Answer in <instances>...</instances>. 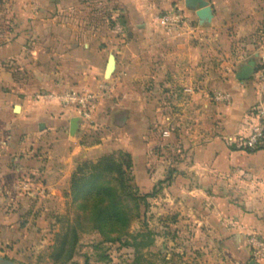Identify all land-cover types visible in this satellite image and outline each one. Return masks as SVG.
Returning a JSON list of instances; mask_svg holds the SVG:
<instances>
[{
	"label": "crops",
	"instance_id": "crops-1",
	"mask_svg": "<svg viewBox=\"0 0 264 264\" xmlns=\"http://www.w3.org/2000/svg\"><path fill=\"white\" fill-rule=\"evenodd\" d=\"M114 1L125 32L116 37L102 24L96 32L89 30V22L78 26L77 0H0V242L11 240L12 247L36 242L34 225L21 223L28 198L21 184L29 179L58 200L76 161L107 151L106 141H80L90 124L79 121L74 136L69 134V120L78 116L73 107L36 94L95 91L113 53L109 80H115V98L109 100L113 96L106 92L100 100L122 107L114 118L121 147L135 168L145 164L151 143L141 139L143 121L156 117L147 113L144 119L143 107L156 103L161 88L168 98L178 91L179 104L195 103L199 110L208 104L207 87L227 92L228 105L213 107L211 127L183 128L180 157L170 161L171 180L163 192L166 200L177 201L181 215L208 220L211 246L228 264H245L250 259L247 237L264 239V147L249 152L240 146L256 109L264 107V80L256 66L264 43L247 60L238 50L243 41L246 49L255 40L264 42V0H207L212 17L203 23L184 0ZM172 6L185 22L166 31L157 17ZM251 59L255 72L236 79ZM229 65L232 75L224 71ZM205 69L210 75H202ZM221 73L225 76L219 78ZM203 115L197 112V121ZM129 121L135 125L131 130ZM147 182L152 188L150 177ZM44 215L37 213L36 227L44 228ZM258 262L264 264V257Z\"/></svg>",
	"mask_w": 264,
	"mask_h": 264
},
{
	"label": "rangeland",
	"instance_id": "rangeland-1",
	"mask_svg": "<svg viewBox=\"0 0 264 264\" xmlns=\"http://www.w3.org/2000/svg\"><path fill=\"white\" fill-rule=\"evenodd\" d=\"M77 3L79 4L76 6L75 18L82 22V25H78L82 29L85 28L84 21V24L90 23L89 30L92 32L98 31L102 24L111 37L125 33L121 25L122 15L117 10L114 0H77ZM170 9L178 10L173 6L168 8ZM244 39L247 41V38L244 37ZM246 43L243 41L242 50H238L243 52L242 60L253 56L252 52L264 42L255 40L248 49L245 48ZM263 48L264 45L262 50ZM111 55L114 57L113 53ZM234 59L239 60L236 57ZM256 60V66L259 67L260 56H257ZM217 63H222V59H219ZM229 67L230 69L224 68V71L232 75L233 68L230 65ZM101 75H98L100 79ZM202 75H210V73L205 69ZM112 76L114 71L109 76H104L101 81L106 85L104 88L99 87V83L95 91L76 90L93 94L95 112L90 125L84 127L85 134L80 137V141L87 144L106 141L107 151L101 155L117 154L119 150L128 152L121 147L120 131L116 127L114 118L122 107L117 106L115 101L106 103L105 100H100L102 93L106 92L109 96H113L108 97L109 100L115 98V80H109ZM223 76H225L223 73L219 74V78ZM40 93L53 92L44 90ZM164 93L165 90L161 88L156 103L143 107L144 119L147 113H155L156 117L153 121L144 120V124L141 122L145 129L142 130L141 139L145 142L150 139L151 143L147 148L145 164L136 168L133 164L131 169L129 184L134 193V199L122 198V211L127 218L126 226H106L103 229L95 227L91 213L84 212L79 206V201L72 199L69 186L61 189L60 199L57 200L52 197L53 193H49V189L46 188L44 192H41L42 187L30 185L32 181L28 179L25 182L29 184L28 187L20 189L22 194L28 197L26 198L28 214L26 212V216H22L21 223L29 222L34 225L32 235L37 236L36 242L25 247H12L11 240L8 243L1 241L0 255L19 264H228L221 250L215 248L214 243L211 246L213 239L208 232V220L198 216L181 215L176 205L177 201L166 200L163 189L171 180L170 163L177 161L180 157L183 128L194 130L202 124L211 127L214 123L213 107L218 106L222 110L228 105L230 99L228 101L216 99L219 92L207 87L208 104L199 110L200 106L195 103L187 106L179 104L178 100L182 95L178 91L173 92V97L170 98H168L169 93L166 95ZM223 93L227 92L220 91V94ZM197 112L204 114L203 120L197 121ZM129 122V130H131L135 125H132V121ZM166 130L169 131L168 134L164 133ZM101 155L77 160L75 168L82 162L95 161ZM148 177L156 187V193L142 199L141 196L152 189L147 182ZM159 181L163 182L158 184ZM41 211L45 213L44 228L36 227V222L33 221L37 220V213ZM71 227L75 230L77 242L71 258L66 259L69 243L65 245L62 252L59 247L65 235L68 239L71 238L69 232Z\"/></svg>",
	"mask_w": 264,
	"mask_h": 264
},
{
	"label": "trees",
	"instance_id": "trees-1",
	"mask_svg": "<svg viewBox=\"0 0 264 264\" xmlns=\"http://www.w3.org/2000/svg\"><path fill=\"white\" fill-rule=\"evenodd\" d=\"M262 147L264 146L244 149L250 152ZM132 166L131 154L119 150L117 154L108 153L101 155L95 161L82 162L72 172L69 194L74 201H79V206L84 212L91 213V219L95 223V227L103 229L106 226H126L127 218L122 211L121 203L123 197L134 199V193L131 191L129 184ZM162 182L159 181L158 184ZM155 193L156 187L153 186L150 192L143 194L141 197L145 199ZM69 232L71 238L68 239L65 235L59 247L62 252L65 245L69 243L66 259L71 258L73 248L77 242L74 228L71 227Z\"/></svg>",
	"mask_w": 264,
	"mask_h": 264
},
{
	"label": "built area",
	"instance_id": "built-area-1",
	"mask_svg": "<svg viewBox=\"0 0 264 264\" xmlns=\"http://www.w3.org/2000/svg\"><path fill=\"white\" fill-rule=\"evenodd\" d=\"M185 18L178 10L170 9L162 13L158 17V24L162 26L166 31H176L184 25ZM260 66L258 67V78L264 80V48L260 55ZM106 85L100 83L99 87L104 88ZM36 98L43 100H56L63 106L73 107L80 121L89 124L92 121L94 113V101L93 94L89 92H78L73 89L65 90L59 93H37ZM216 99L229 100L227 93H218ZM255 121L250 125L249 130L240 140V146L243 148L254 149L261 145H264V107L256 109ZM168 134L169 131H164ZM28 187V183L21 184V188ZM247 244L249 246V256L256 261L261 260L264 257V239L255 235L247 237Z\"/></svg>",
	"mask_w": 264,
	"mask_h": 264
},
{
	"label": "water",
	"instance_id": "water-1",
	"mask_svg": "<svg viewBox=\"0 0 264 264\" xmlns=\"http://www.w3.org/2000/svg\"><path fill=\"white\" fill-rule=\"evenodd\" d=\"M185 6L187 8H192L195 11V15L197 16L200 23L209 22L212 17L211 6L209 5L207 0H184ZM254 59H251L249 62L244 63L240 70L235 73V78L243 81L249 78L254 71ZM114 68V57L113 55H109L107 58V62L104 69V76L107 77L113 71ZM80 118L72 117L69 120V134L74 135L78 129ZM0 264H19L9 258L0 255ZM245 264H261L253 258H250Z\"/></svg>",
	"mask_w": 264,
	"mask_h": 264
}]
</instances>
